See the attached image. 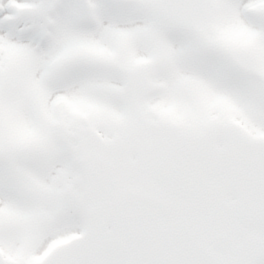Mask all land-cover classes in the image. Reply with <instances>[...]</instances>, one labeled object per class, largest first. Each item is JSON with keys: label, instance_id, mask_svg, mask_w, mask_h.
Segmentation results:
<instances>
[{"label": "snow or ice", "instance_id": "1", "mask_svg": "<svg viewBox=\"0 0 264 264\" xmlns=\"http://www.w3.org/2000/svg\"><path fill=\"white\" fill-rule=\"evenodd\" d=\"M0 264H264V0H0Z\"/></svg>", "mask_w": 264, "mask_h": 264}]
</instances>
